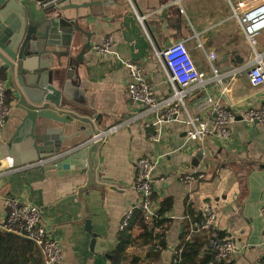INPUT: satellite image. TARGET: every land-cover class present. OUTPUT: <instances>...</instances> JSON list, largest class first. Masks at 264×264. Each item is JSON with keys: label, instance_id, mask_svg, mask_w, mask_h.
<instances>
[{"label": "crops", "instance_id": "1", "mask_svg": "<svg viewBox=\"0 0 264 264\" xmlns=\"http://www.w3.org/2000/svg\"><path fill=\"white\" fill-rule=\"evenodd\" d=\"M16 1L30 11L34 22L43 17L60 19L69 25L64 26L74 28V39L79 42L73 57L88 40L92 49L73 78L67 79L68 58H61L60 68L55 58L50 69L56 68L55 85L64 90L67 110L80 116H97L92 118L93 137L113 128L116 131L97 146L91 186L86 176L60 177L56 172L44 171L37 166L38 158L47 154L41 145H37L41 148L38 152L32 140L16 138L25 112L13 97L11 75L0 69V81L12 98L0 134V225L9 201L33 204L40 208L52 239L61 247V264H113L118 226L138 200L135 164L141 158H151L156 163L151 171L156 213L162 200H171L165 215L171 219L167 248L158 264H172L186 222L190 224L187 240L204 235L211 239L210 246L215 235L231 239L236 251L227 263L261 264L264 126L250 123L243 116L264 107V86L254 88L249 82L247 74L255 52L231 17V5L251 0ZM73 5L78 8H68ZM76 26L90 38L77 32ZM177 42L185 43L207 82L192 89L185 100L186 109L180 108L179 120L158 123L155 113L129 97L130 70L126 64L139 68L157 99L167 100L173 89L158 53ZM57 51L63 52L64 48L58 47ZM256 52L264 60V31L257 37ZM211 53L218 56L213 62L218 78L208 60ZM207 98L218 102L235 120L227 137L214 133L200 143L188 137L181 120L187 111L216 121L214 107L206 102ZM165 112L163 109L161 115ZM50 132L52 146L63 151L88 141L85 131L74 133L69 126ZM191 172L203 173L205 179L183 181ZM206 203L217 214L216 226L211 233L192 234V226ZM41 263L38 250L30 264Z\"/></svg>", "mask_w": 264, "mask_h": 264}, {"label": "built area", "instance_id": "2", "mask_svg": "<svg viewBox=\"0 0 264 264\" xmlns=\"http://www.w3.org/2000/svg\"><path fill=\"white\" fill-rule=\"evenodd\" d=\"M56 1L58 0H53L50 4ZM231 17L239 23L246 43L255 52L254 62L249 65L247 74L249 82L254 88L264 86V60L256 52L257 37L264 31V0H251L238 5H231ZM200 46L202 47V44ZM105 50L107 51V48ZM105 50L101 51L106 52ZM158 57L173 89V95L167 100L157 99L153 88L139 68L127 63L126 66L130 70L128 95L133 102L139 103L149 108L150 112L155 113L158 123L177 121L182 116L180 108L186 109L185 100L192 89L204 85L207 80L205 74L196 67L184 42L174 43L158 53ZM217 59L218 56L215 53L208 56L215 78L219 77L213 63ZM6 92L4 82L0 81V134L5 127L10 112V105L6 103ZM206 102L214 107L216 121L212 122L200 115H191L187 111L184 113L183 120H181L188 137L200 143L214 133L219 134L221 137H227L229 126L235 120L234 115L221 108L218 102L214 103L212 98H207ZM163 109H166V112L161 115ZM243 118L250 123H258L264 126V107L247 111ZM115 131L116 128H113L107 132L97 134L88 141V144H101L108 135ZM52 159H43L38 162L37 166H44ZM155 164L151 158H141L136 162L134 189L138 194V200L121 220L118 226L120 232L130 227L136 209L142 210L149 221L156 216L157 213L153 208L154 181L151 177V171ZM10 167L13 168L12 165ZM204 179L205 175L203 173L191 172L186 174L182 180L191 183ZM261 215L263 218L261 264H264V204L261 206ZM216 222L217 214L212 205L206 203L200 219L193 224L191 233H211L216 226ZM0 228L33 242L41 253V264L62 263L61 247L56 240L52 239L39 207L18 200L9 201L5 219ZM213 237L211 250L214 257L210 264L229 261L236 251L235 243L229 238L222 239L216 235ZM181 254L180 247L173 251L172 264H178Z\"/></svg>", "mask_w": 264, "mask_h": 264}, {"label": "water", "instance_id": "3", "mask_svg": "<svg viewBox=\"0 0 264 264\" xmlns=\"http://www.w3.org/2000/svg\"><path fill=\"white\" fill-rule=\"evenodd\" d=\"M68 8L77 9L78 6ZM64 25L67 24L60 19L48 20L46 17L34 22L30 11L16 0L0 3V69L11 75L13 97L19 108L25 112L16 138L32 140L38 152H41V148L37 145H41L47 154L39 157L37 162L55 157L41 166L44 171L56 172L60 177L86 176L87 185L91 186L97 165V145L88 144V141L93 137L90 134L92 118L97 116H80L75 111L67 110L69 106L64 102V90L55 85L56 68L50 69V66L56 58L57 68H60L61 58H68L67 79L70 80L92 47L87 40L79 54L73 57L72 53L79 41L74 39V28ZM75 30L86 39L90 38V34L79 26ZM58 47L64 48V51L58 52ZM39 120L42 121L41 124L38 123ZM47 122L53 126H49ZM67 126L74 133L85 131L88 141L80 147L66 151L52 146L50 131L56 128L62 130ZM89 224L88 222L87 230L90 233Z\"/></svg>", "mask_w": 264, "mask_h": 264}, {"label": "trees", "instance_id": "4", "mask_svg": "<svg viewBox=\"0 0 264 264\" xmlns=\"http://www.w3.org/2000/svg\"><path fill=\"white\" fill-rule=\"evenodd\" d=\"M11 101V96L6 94V103L10 105ZM170 208L171 200H162L156 216L151 221L146 219L142 210L136 209L130 227L118 235V245L112 253L113 264H158L162 251L167 248L166 234L171 219L165 215ZM189 215L195 219L194 214ZM189 226L190 224L186 222L179 245L182 254L178 264H210L214 257L210 250L211 245L209 246L211 239L197 235L187 240ZM37 252V247L30 240L0 230V264H30Z\"/></svg>", "mask_w": 264, "mask_h": 264}, {"label": "bare ground", "instance_id": "5", "mask_svg": "<svg viewBox=\"0 0 264 264\" xmlns=\"http://www.w3.org/2000/svg\"><path fill=\"white\" fill-rule=\"evenodd\" d=\"M100 145V144H97V146Z\"/></svg>", "mask_w": 264, "mask_h": 264}]
</instances>
